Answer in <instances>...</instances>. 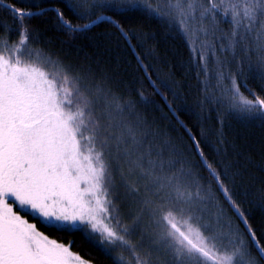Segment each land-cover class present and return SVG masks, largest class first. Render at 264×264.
<instances>
[{"label": "snow or ice", "instance_id": "1", "mask_svg": "<svg viewBox=\"0 0 264 264\" xmlns=\"http://www.w3.org/2000/svg\"><path fill=\"white\" fill-rule=\"evenodd\" d=\"M0 10L11 20L0 19V264H93L40 227L80 236L111 264H264V233L242 207L264 206V191H237L222 131L226 117L264 124V0H0ZM52 14L73 38L113 29L161 103L99 61L40 47L32 21ZM135 16L184 40L196 107L208 106L198 121L215 112L219 129L194 133L180 119L191 109L152 78L147 35L116 19ZM180 128L187 141L172 134Z\"/></svg>", "mask_w": 264, "mask_h": 264}, {"label": "trees", "instance_id": "2", "mask_svg": "<svg viewBox=\"0 0 264 264\" xmlns=\"http://www.w3.org/2000/svg\"><path fill=\"white\" fill-rule=\"evenodd\" d=\"M5 2H15L17 7H26L33 0H5ZM37 2H40V0H37ZM31 10L35 11V9ZM0 19L11 24L10 18L2 10H0ZM116 19L126 28L147 35L148 39L144 47L154 50V58L145 60L146 64L151 63L156 69V73L153 74L152 78L156 80L158 75L160 79L167 80L186 99L188 107L191 109V111L180 112V119L194 133L198 131V123H202L205 129H219L220 125L217 124L215 112L211 113L210 119L198 121L196 114H201L202 117L207 116L208 106H205L204 113H201V110L196 107V99L200 96L199 84L195 75L188 69L189 53L184 40L176 34H169L165 27L151 19L139 16L128 19L116 17ZM32 27L43 37V43L40 47L46 51H50L65 59V62L71 63H77L88 56L93 64L99 61L101 68L116 69L119 73L118 79L128 89L133 90V95H135V89L143 86L146 95L156 99L158 104L161 103L159 97L153 95V88L145 78L143 71L138 70L139 66L131 50L122 41H117L111 35L114 30L110 27L100 26L90 31L86 37L76 36L73 38L55 29L54 14L43 19L33 20ZM133 43H136V41H133ZM137 51L143 55V51L139 47ZM249 86L256 90L260 88L259 83L254 80L250 81ZM161 91H164V89H161ZM245 94L247 95V93ZM164 111L167 112V109ZM153 115L159 116V113H153ZM169 117L172 125H175V118L171 117L170 114ZM164 123L171 130V125H168L167 121ZM222 131L228 142L226 147L231 152L229 159L237 163L238 170L242 174V176L237 177V191L241 193L244 191H251L252 193L264 191V124L259 121L242 122L226 117ZM172 134L182 136L185 141L188 139L182 128ZM214 139V136L209 137L210 141H214ZM205 151L206 153L209 152L208 149H205ZM242 207L246 210L249 222L257 231V234L264 233V206L249 197ZM38 227L40 226L38 225ZM241 227L243 226L241 225ZM40 230L44 231L50 238L63 243L73 240L72 250L94 264H111L110 260L106 259L96 248L90 247L80 236H68L49 231L43 227H40Z\"/></svg>", "mask_w": 264, "mask_h": 264}, {"label": "rangeland", "instance_id": "3", "mask_svg": "<svg viewBox=\"0 0 264 264\" xmlns=\"http://www.w3.org/2000/svg\"><path fill=\"white\" fill-rule=\"evenodd\" d=\"M125 255L127 256V253H125ZM85 259V258H84ZM87 260V259H86ZM94 264V263H93Z\"/></svg>", "mask_w": 264, "mask_h": 264}]
</instances>
